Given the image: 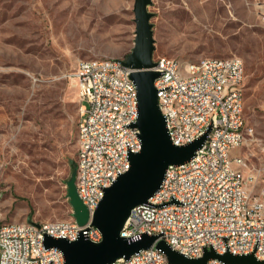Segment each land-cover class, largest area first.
Listing matches in <instances>:
<instances>
[{"label": "rangeland", "instance_id": "1", "mask_svg": "<svg viewBox=\"0 0 264 264\" xmlns=\"http://www.w3.org/2000/svg\"><path fill=\"white\" fill-rule=\"evenodd\" d=\"M134 0H0L1 221L70 220L66 181L76 161L77 62L132 50ZM153 57L184 65L241 58L245 172L264 167V22L253 0H152Z\"/></svg>", "mask_w": 264, "mask_h": 264}, {"label": "built area", "instance_id": "2", "mask_svg": "<svg viewBox=\"0 0 264 264\" xmlns=\"http://www.w3.org/2000/svg\"><path fill=\"white\" fill-rule=\"evenodd\" d=\"M264 22V0H253ZM2 8L0 5V22ZM176 59L153 57L158 106L169 139L185 145L205 134L202 146L182 164L169 165L158 190L147 202L136 205L120 230L128 241L156 235L152 245L111 264H161L157 258H140L142 250H161L159 240L179 244V253L212 249L217 254L253 253L264 259V167L245 172L242 160L228 152V145H242L253 128L245 124L244 65L241 58L205 57L196 62L202 75L182 81ZM120 58H88L77 62L71 74L80 106L77 123L76 181H83L87 196H78L91 215L105 189L130 167L129 154L140 150L133 127L138 116L137 93L129 86L130 69ZM107 61V68H99ZM233 79V88H221V80ZM181 114V123L173 115ZM190 133V141H183ZM216 152H223L225 166H218ZM44 235L66 240L80 236L92 242L102 239L98 228L73 219L45 222L1 221L0 264H64L62 252L46 248ZM206 264H226L212 258Z\"/></svg>", "mask_w": 264, "mask_h": 264}, {"label": "water", "instance_id": "3", "mask_svg": "<svg viewBox=\"0 0 264 264\" xmlns=\"http://www.w3.org/2000/svg\"><path fill=\"white\" fill-rule=\"evenodd\" d=\"M151 3L152 0H134V45L122 60L123 65L131 70L130 78L137 90L138 116L132 126L137 129L141 147L138 152L129 154V169L105 189L91 215L78 196L76 166L73 167L66 181V197L71 206L72 218L78 225L90 222L100 230L102 239L92 242L80 236L68 241L44 235V246L58 248L63 254L64 264H111L150 247L156 235H143L137 241H128L120 235L130 210L147 202L158 190L169 165L188 161L205 140V134L185 145H174L169 139L154 87V80L160 72L153 68L154 38L150 22L153 13L148 10ZM156 247L165 253L168 264H206L212 258L226 264H264V259H257L253 253L217 254L212 249H206L201 257L189 258L171 249L163 240L157 241Z\"/></svg>", "mask_w": 264, "mask_h": 264}, {"label": "bare ground", "instance_id": "4", "mask_svg": "<svg viewBox=\"0 0 264 264\" xmlns=\"http://www.w3.org/2000/svg\"><path fill=\"white\" fill-rule=\"evenodd\" d=\"M99 68H107V61H99ZM194 76L202 75V66H196V62H189L184 65L176 59V74L179 75L182 81H190ZM129 86L132 93H137L136 86L133 80L129 76ZM221 88H233V79L225 78L221 80ZM244 101H241V109H243ZM174 123H181V114L173 115ZM183 141H190V133H183ZM240 147V145H228V152L232 153V150ZM216 160H218V166H225V159H223V152H216ZM237 160H242L241 157H237ZM76 189L80 196H87V187L83 181H76ZM19 224H26V222H18ZM74 241V240H68ZM171 249L179 251V244L172 242H165ZM187 257L198 258L201 257V251L187 252ZM140 258H157L161 264H168L165 253L162 250H142L140 251Z\"/></svg>", "mask_w": 264, "mask_h": 264}, {"label": "trees", "instance_id": "5", "mask_svg": "<svg viewBox=\"0 0 264 264\" xmlns=\"http://www.w3.org/2000/svg\"><path fill=\"white\" fill-rule=\"evenodd\" d=\"M71 165L74 167V166H76V161H72L71 160Z\"/></svg>", "mask_w": 264, "mask_h": 264}]
</instances>
